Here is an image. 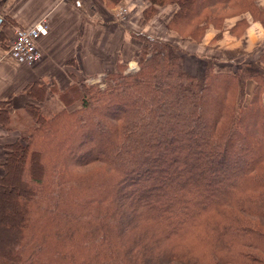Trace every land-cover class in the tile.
I'll return each mask as SVG.
<instances>
[{"label": "trees", "instance_id": "1", "mask_svg": "<svg viewBox=\"0 0 264 264\" xmlns=\"http://www.w3.org/2000/svg\"><path fill=\"white\" fill-rule=\"evenodd\" d=\"M147 1L144 21L174 5L166 27L193 43L240 38L247 13L264 29L257 0ZM138 41L137 70L75 80L58 110L32 84L4 147L0 264H264V50L197 76L177 47Z\"/></svg>", "mask_w": 264, "mask_h": 264}, {"label": "crops", "instance_id": "2", "mask_svg": "<svg viewBox=\"0 0 264 264\" xmlns=\"http://www.w3.org/2000/svg\"><path fill=\"white\" fill-rule=\"evenodd\" d=\"M135 4L140 5V2L0 0V103H4L0 107V177L4 173V147L18 136L14 129L17 117L25 115L26 105L34 102L32 84H44L48 92L53 91V95L45 94L47 101L57 98L56 92L64 90L75 80L86 82L102 77L112 72L117 63L133 66L139 45L129 34L136 18L129 21L119 19L115 13L126 8L130 15L137 16L134 9L141 5L135 8ZM258 4L262 6L264 0H258ZM244 17L248 26L240 38L223 32L220 40L212 44L214 31L209 30L201 43L191 42L192 50L182 58L184 69L199 76L204 72L205 61L212 60L217 71L229 72L231 66L239 67L255 59V54L264 49V29L259 22L252 21L249 14ZM41 19L48 22V33L37 40L41 59L28 65L5 56V49L16 33ZM253 88L254 83L247 81L248 96Z\"/></svg>", "mask_w": 264, "mask_h": 264}, {"label": "rangeland", "instance_id": "3", "mask_svg": "<svg viewBox=\"0 0 264 264\" xmlns=\"http://www.w3.org/2000/svg\"><path fill=\"white\" fill-rule=\"evenodd\" d=\"M140 2V7L138 5L135 4V8L137 9H134L135 11L137 10V16H135L134 14H129V11H127V14L125 16V20H131L132 18H136L135 20L137 21L133 26L132 28V31L131 33L129 34L132 38H134L136 40V42L138 41V35L139 34H144L146 36H148L149 38L153 39V40H156V41H159V42H164V43H167V44H170V45H173L175 47H177L179 50H180V53H181V56L182 58L185 57L186 53H189L188 50H192V48L190 47V43L192 41H190L189 39L187 38H182V37H179L177 36L175 33L171 32L167 27H166V24H167V19L169 20L171 15L173 14V12L175 11L176 7L174 5H166V6H163V7H157V10L158 12L156 14H153V17L150 18L149 20L147 21H144V17H143V13L142 11L147 7L149 6V3L147 0H138ZM256 4L258 6H260L258 4V0L256 1ZM126 9V8H125ZM127 10V9H126ZM117 14V11L116 13ZM248 14V13H247ZM245 14V15H247ZM244 15V16H245ZM170 16V17H169ZM116 18H118L116 15H115ZM169 17V18H168ZM234 18L235 17H231L228 22L231 24L233 21H234ZM167 21V22H166ZM146 30V31H144ZM209 30H213L214 31V36L213 38L216 36V34L218 33V31L216 29H213L212 27H209L206 32L204 33V36L206 35V33L209 31ZM137 33V34H136ZM203 36V38H204ZM202 38V40H203ZM212 38V39H213ZM202 40L199 42L201 43ZM190 41L189 43H186L185 42H188ZM217 42V41H216ZM138 45H139V49H140V43L139 41L137 42ZM199 43H194V44H199ZM212 44H214L215 42L211 41ZM188 44V46H186ZM193 44V42L191 43ZM187 49V50H186ZM264 50V49H262ZM262 50H259L257 52V54H255V58L259 55V53L262 51ZM197 64H200V61H195ZM133 66L131 67L130 65L127 64L126 66V71H135L137 70V62L136 60L133 62ZM237 68V66H231L230 67V70H235ZM86 84L88 85H98V86H101L103 84V78L102 77H96V78H92L90 80H87L85 82ZM245 102H247L249 96L246 92V87H245ZM46 103V107L44 108L45 110H50V111H55V110H58L60 109L62 106L61 104L58 102L57 98H54V99H48ZM44 102V103H45ZM4 171V170H3ZM10 205H7V207L9 208Z\"/></svg>", "mask_w": 264, "mask_h": 264}, {"label": "built area", "instance_id": "4", "mask_svg": "<svg viewBox=\"0 0 264 264\" xmlns=\"http://www.w3.org/2000/svg\"><path fill=\"white\" fill-rule=\"evenodd\" d=\"M126 14L127 10L120 8L116 15L119 19H124ZM47 33L48 22L45 19H41L29 28L19 30L7 45L5 56L23 61L28 65L38 62L41 59V52L37 46V40L46 36Z\"/></svg>", "mask_w": 264, "mask_h": 264}]
</instances>
